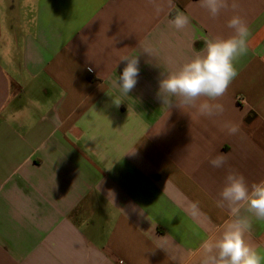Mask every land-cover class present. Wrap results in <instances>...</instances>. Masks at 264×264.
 Listing matches in <instances>:
<instances>
[{
    "label": "crops",
    "instance_id": "1",
    "mask_svg": "<svg viewBox=\"0 0 264 264\" xmlns=\"http://www.w3.org/2000/svg\"><path fill=\"white\" fill-rule=\"evenodd\" d=\"M227 5L213 18L200 0H0V264H202L228 220L225 176L264 180V0ZM234 15L251 35L212 102L223 113L163 106L159 81L232 35ZM124 55L140 60L128 96L113 85ZM244 214L264 255V220Z\"/></svg>",
    "mask_w": 264,
    "mask_h": 264
},
{
    "label": "clouds",
    "instance_id": "2",
    "mask_svg": "<svg viewBox=\"0 0 264 264\" xmlns=\"http://www.w3.org/2000/svg\"><path fill=\"white\" fill-rule=\"evenodd\" d=\"M200 5L213 18L228 6L227 0H200ZM232 6L236 7L235 4ZM169 23L181 30L190 24V18L183 12H178ZM227 27L232 30V35L206 41L201 54L159 81L157 98L163 106L196 107L197 101L204 98L198 106L200 115L212 117L223 113V105L212 102L226 93L238 75L235 62L247 54L248 38L251 35L249 26L239 15L232 16ZM143 50L152 55L149 48ZM120 61L126 62V66L113 85L124 96H128L138 82L140 60L138 55H124ZM91 70L90 68L89 71ZM112 97L114 105L119 106L121 99ZM225 127L232 135L239 131L236 125ZM226 159L225 155L220 154L211 159L210 163L215 168H221ZM219 195L217 207L228 209V220L218 236L202 244V264H264V255L246 239V233L250 231L252 224L249 216L244 214L250 213L256 219L264 220V180L249 185L242 174L229 171Z\"/></svg>",
    "mask_w": 264,
    "mask_h": 264
},
{
    "label": "built area",
    "instance_id": "3",
    "mask_svg": "<svg viewBox=\"0 0 264 264\" xmlns=\"http://www.w3.org/2000/svg\"><path fill=\"white\" fill-rule=\"evenodd\" d=\"M239 100V102H242V100L241 99H238ZM118 264H122V262H118Z\"/></svg>",
    "mask_w": 264,
    "mask_h": 264
}]
</instances>
